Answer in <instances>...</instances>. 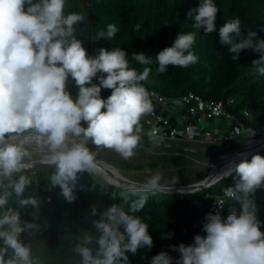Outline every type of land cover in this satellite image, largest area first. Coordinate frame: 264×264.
Listing matches in <instances>:
<instances>
[{
  "label": "clouds",
  "instance_id": "1",
  "mask_svg": "<svg viewBox=\"0 0 264 264\" xmlns=\"http://www.w3.org/2000/svg\"><path fill=\"white\" fill-rule=\"evenodd\" d=\"M65 7L66 0H0V264H36L33 246L21 234L40 226L22 221L20 212L41 204L24 195L34 182L39 183L23 174L32 167L26 158L33 145L43 150L44 163L53 169L50 188L58 187L71 204L79 176L97 170L96 152L89 145L132 158L141 144V119L153 112L150 93L141 83L150 69L138 72L130 67L128 53L120 47L100 48L96 56L89 55L76 27L86 24L87 17L82 12L66 14ZM218 12L214 0H199L187 18L207 35L217 31ZM241 23L236 17L220 26L218 43L228 47L233 61L244 50L259 54L252 64L264 76V38L259 36L264 26L245 32ZM118 31L108 24L97 40H111ZM195 40V32H179L172 45L155 56L157 72L196 64ZM131 55L141 65L152 63L143 52ZM70 78L78 89L75 99L67 88ZM102 89L111 90L106 99ZM218 175L233 176L234 184L224 189V195L239 203V214L231 209L223 219L219 211L208 213L202 228L206 236L196 234L191 244L171 245L178 258L161 251L148 264H264V221L258 219L254 202L256 191L264 189V156L229 161ZM160 181L156 173L140 191L156 194L162 188ZM13 196L17 207L8 206ZM146 203L147 195L141 194L128 212L118 204L99 213L93 206L91 216L99 215L92 222L96 235H84L75 247L79 264H130L129 254L150 250L154 242L149 224L134 215ZM223 203L217 202L221 209Z\"/></svg>",
  "mask_w": 264,
  "mask_h": 264
},
{
  "label": "trees",
  "instance_id": "2",
  "mask_svg": "<svg viewBox=\"0 0 264 264\" xmlns=\"http://www.w3.org/2000/svg\"><path fill=\"white\" fill-rule=\"evenodd\" d=\"M214 2L219 8L217 31L207 35L202 29L193 27L194 19L187 18L188 10L198 7L199 0H66L65 12H82L87 17L86 24L76 27L77 38L82 40L89 55L96 56L100 48L111 50L120 47L128 53L130 67L138 72L150 69L147 80L141 82L147 89L167 97H180L194 91L206 100H224L227 111L243 120L246 127L258 136H264V76H260L257 66L252 64L259 54L244 50L239 59L233 61L228 47L218 43L219 27L232 18L241 20L242 31L245 32L264 26V0ZM108 24L116 25L119 31L111 40L106 37L97 40L99 32L106 33ZM137 24L140 25L138 31ZM179 32L196 33L193 51L199 61L187 68L168 66L166 72H157L155 56L170 47ZM259 36L264 38V32H259ZM133 52L150 56L152 63L139 64L132 59ZM93 83L98 85V79L94 78ZM67 88L72 96H77L78 89L71 78ZM110 94V89L101 91L102 98L106 99ZM232 98L235 103L229 105L228 101ZM243 109L250 110L252 116L245 117L241 113ZM52 171L48 167L24 173L39 180V183L34 182L27 188L24 195L40 200V207L29 206L20 210L22 221L40 226L38 231L21 234L25 243L32 244L36 264H79L80 257L74 252L75 247L84 235H96L92 222L99 215L91 216L92 207L96 206L99 213L112 204H118L128 212L131 203L141 194L147 195V203L134 215L149 224L154 246L150 250L140 249L135 255L129 254V261L130 264H148L151 259L148 254L163 241L162 236L172 233L175 245H188L193 243L196 234L202 236L200 230L193 228V220L212 197L234 184L233 176H229L209 189L189 195L142 191L134 194L131 189L102 181L95 173H84L78 179L76 199L69 204L60 195L58 187L50 188L48 177ZM254 202L258 219L264 221V198H255ZM227 204L228 214L231 209L239 214L238 202L229 200ZM8 206L17 207L14 196ZM189 206H193L194 210H190ZM261 231L264 232V224ZM175 253L174 259L179 256L178 252Z\"/></svg>",
  "mask_w": 264,
  "mask_h": 264
},
{
  "label": "built area",
  "instance_id": "3",
  "mask_svg": "<svg viewBox=\"0 0 264 264\" xmlns=\"http://www.w3.org/2000/svg\"><path fill=\"white\" fill-rule=\"evenodd\" d=\"M153 104V112L145 115L141 119V144L154 143L166 150H172L182 142L214 144L227 143L240 139L247 131L255 133L252 129L246 127L243 120L234 113L227 111L224 100H206L200 94L192 91L180 97H167L160 92L147 89ZM75 99V96H72ZM235 100L229 99L228 104H234ZM241 113L250 118L252 113L248 109H243ZM203 122L211 123L204 125ZM222 123L227 125L224 130ZM86 125V124H85ZM257 139V138H256ZM255 139L247 141L246 145ZM245 146V145H244ZM230 147V146H228ZM195 150L187 149L186 152H195ZM264 156V153H259ZM252 155L246 159L251 160ZM226 159V157H224ZM224 159V160H225ZM263 189H258L255 198H258ZM223 200V209L219 207L217 202ZM228 197L224 192L211 198L207 204L206 212L202 210L193 220L192 225L196 230H200L202 236L206 233L202 230L204 218L208 213L215 214L220 212L223 219L229 215L227 212ZM194 210L193 206L188 207Z\"/></svg>",
  "mask_w": 264,
  "mask_h": 264
},
{
  "label": "rangeland",
  "instance_id": "4",
  "mask_svg": "<svg viewBox=\"0 0 264 264\" xmlns=\"http://www.w3.org/2000/svg\"><path fill=\"white\" fill-rule=\"evenodd\" d=\"M203 124L210 125L211 123L203 122ZM259 137L261 136L247 131L241 137L240 141L243 142L237 145H231L230 147H223L226 146L227 143L214 145L202 144L199 142L192 144L182 142L172 150H166L157 144L148 143L142 145L141 148L138 147L135 151V155L130 159H123L118 153L110 149H96L91 145H89V147L96 152L97 160L101 162L104 161L106 164L119 170L126 180L128 179L133 182L144 184V182L154 174L160 173V183L162 186L182 187L194 185L204 180L210 175L215 165L220 161H224V157H228L240 150L241 147L246 145L248 140ZM187 149H196V151L186 152ZM40 158V154L32 150L30 151V156L26 158V160L28 162H33L34 160H40ZM37 170L40 169L33 171ZM33 171H26L24 173H33ZM97 177L99 176L97 175ZM101 180L104 181L106 179ZM206 208L207 206L205 205L201 209L202 212L205 213ZM171 245H175L174 240L165 238L163 241L157 243L155 248L150 251L148 255L151 258L157 251H168L174 258L176 257V253L171 250Z\"/></svg>",
  "mask_w": 264,
  "mask_h": 264
},
{
  "label": "water",
  "instance_id": "5",
  "mask_svg": "<svg viewBox=\"0 0 264 264\" xmlns=\"http://www.w3.org/2000/svg\"><path fill=\"white\" fill-rule=\"evenodd\" d=\"M255 140H263L264 141V136H261ZM256 147V148H255ZM254 148L255 150L253 152H251L250 154H248L247 156H243L242 159H246L249 155L252 154H259V153H264V142H261L260 144L256 145ZM247 151L246 149V145L241 147L240 150L236 151L235 153H233L232 155H230L229 157H233V156H237L240 155L241 153H245ZM34 166L32 167V171L36 170V169H44V168H48V166L42 162V161H38V160H34ZM226 162V159L224 161H220L217 165L214 166L212 172L210 173V175L205 178L204 180L198 182L197 184L194 185H188V186H180V187H166V186H162L161 190L158 191L156 194H174V193H178V194H188V193H196L197 191H201L204 189H209L212 186L220 183V180L226 178V177H220L219 179H216V176L218 175L221 167L224 165V163ZM240 162V161H239ZM238 162V163H239ZM96 164L102 166L104 164L105 170L107 172H109L111 175H113L110 171V169L106 166V163L103 161H99L96 159ZM96 174V172H94ZM112 185L121 187V188H125V189H133L135 188L136 191H140L143 188V184L137 183V182H133L131 180H121V182L123 184H126L127 187H123L117 184H113L111 182H109L108 180H104Z\"/></svg>",
  "mask_w": 264,
  "mask_h": 264
},
{
  "label": "bare ground",
  "instance_id": "6",
  "mask_svg": "<svg viewBox=\"0 0 264 264\" xmlns=\"http://www.w3.org/2000/svg\"><path fill=\"white\" fill-rule=\"evenodd\" d=\"M261 142H264L263 140H254L252 142H250L249 144L246 145V149L247 151L245 153H241V155H237V156H233V157H226V162L224 163V165L221 167L220 171L218 174H220L224 169L225 166L229 163V161L235 160L236 163H238L242 157L245 155L247 156L248 154H250L251 152H253L255 150V146L260 144ZM255 147V148H254ZM35 150L36 152H38L41 156L40 160L38 161H42L44 162V152L42 149H40L38 146L33 145L30 149V151ZM32 165V167L34 166V162H28ZM106 166L110 169L111 173L113 175H111L109 172H107L105 170L104 164L102 166L97 165V170L95 171L96 174L101 178V179H106L109 182L113 183V184H117L123 187H127L126 184H123L121 182V180L126 179L119 170L115 169L114 167L110 166L109 164H106ZM32 167L30 169H28L27 171H31ZM109 176V177H108ZM221 176L217 175L216 179H219ZM189 194V193H188Z\"/></svg>",
  "mask_w": 264,
  "mask_h": 264
},
{
  "label": "crops",
  "instance_id": "7",
  "mask_svg": "<svg viewBox=\"0 0 264 264\" xmlns=\"http://www.w3.org/2000/svg\"><path fill=\"white\" fill-rule=\"evenodd\" d=\"M222 127H223V129L225 130L226 129V127H227V125H224L223 123H222ZM242 137V136H241ZM241 140V138L240 139H237V140H234V141H231L228 145H226V146H223V147H228V146H231V145H237V144H240L241 142H243V141H240ZM246 141V140H245ZM222 147V148H223ZM221 148V147H220ZM259 197H261V198H264V189L262 190V192H261V194H260V196Z\"/></svg>",
  "mask_w": 264,
  "mask_h": 264
}]
</instances>
